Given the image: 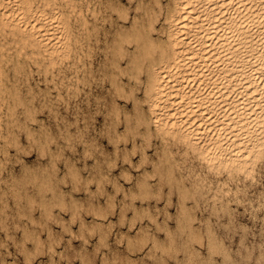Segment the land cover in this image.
Returning <instances> with one entry per match:
<instances>
[{
    "label": "rangeland",
    "instance_id": "1",
    "mask_svg": "<svg viewBox=\"0 0 264 264\" xmlns=\"http://www.w3.org/2000/svg\"><path fill=\"white\" fill-rule=\"evenodd\" d=\"M58 1L61 2L62 4H64L63 5L64 11L70 12V21L73 19L71 21V23H72L71 29L72 30L77 29L76 30L77 32L75 31V33L78 34L79 37L82 36V37H80V39L82 40L83 44L85 45V47H84V45H83V47L84 48L87 47V48L83 49L84 51L82 50L83 52L86 51L85 53H83L82 51L80 52L81 59L78 62H76L75 64L72 63L73 53H71L68 57L57 58V60L54 62V65L52 64V66H49V67H47L48 64H46L45 66L43 64H41L40 66L36 67V65L33 62H30V61L26 62L25 61V65H24L25 68L23 69L24 71L20 70L19 73L17 71L16 72L9 71V76H8V82L9 83L7 82L8 84L6 85L7 86V93L9 92V94H7L9 98L7 100V105H5L6 107L4 106L3 110H1V116H2V119H4L2 121L4 124L3 126H5L3 128H6V125H7V122L5 120L6 115H4L5 114L4 109H5V111H7L8 109L9 110L14 109V111H11V113L13 112L12 115L13 116L15 115L19 120L17 121L16 119H14L16 117L14 116V118H13V116H12V119H14V120H11V122H12L11 123L12 129H11V133H10L11 135L9 134V136H5V138L8 137V138H6V139H8L7 145H6V142L3 141L5 138L3 136L0 137L1 138L0 139V165H1L0 168L2 169V170L0 169L1 170L0 171V218H1V220L0 221L2 222V220H3V222H5V223L0 222V224H1L0 225V256L2 257L0 259V264L1 263L2 264H11V262H12V264H25L24 261H28L29 264H40V262H41V264H68V262H69V264H158L159 262H160V264H183V263L184 264H190V263H193V264H201V263L202 264H210L212 260H213L212 261L213 263H211V264H215V262H216V264H220V263L221 264H264V203H263L264 202V198H263L264 197V190H263L264 185H262V184H264V164H263L264 160L261 161V159H264V146H263V149L261 150L262 152L260 153V155L258 157L259 159L257 158V160H255V162L253 164L254 166L251 168V172L249 174H246L245 172L240 171L241 173L237 172V174H236L234 172L232 173V172L228 171V168L226 167V169H225V166H222V165H218V166H214V167L208 166V164H206L205 161L201 159V157H199L197 154L193 153L190 149L188 150V149L184 148L182 143H181L182 146L180 143L178 144V142L175 141L171 136H165V137L160 138V136L157 135L156 130L152 124H150V126L153 128V130L150 126H149V129L144 128L145 125L142 122H140V120L142 119L140 116H142V114L144 116V113H145V115L148 116V112L146 110V100H145V95H144L145 93H143L144 88H145V82H143L144 81V75L140 74V75H138L139 78H138V76L134 78V79L137 78V80L133 79V81H132L131 80L132 78L130 79V77H131L130 72H128V69H125L126 71L124 70V73L126 72V74L124 75L122 73L123 70L121 72H118V73L116 72V74L114 76L115 77L119 76L120 78L116 77V79H115V77L111 74V72H109V70L111 71V68L110 67L108 68V66H110L108 58L107 59L105 58V53L108 52V46L107 45H109L114 40V38H116V37L118 38L121 35L124 36V34L126 32L128 33L129 32L128 29H130V31L132 30L130 28L129 22L127 20H124L123 18L118 17L117 12L114 11L115 7H118L121 10L125 9L124 11L126 12V14H128L129 17H131L134 15V12L136 11L135 7H133L134 6L133 4H136L137 1H139V0H133V1L132 0H115L116 4L114 3V0H103L104 3L102 2V0H99V1L98 0H82L83 2H81V0H72L74 2V4L76 5V10L81 8L82 11H84V16L87 17L86 19L89 20L88 23H89V28H90L91 34L89 33L88 36H90L89 37L90 39H88L87 35H83L81 33V29L78 28L79 27V24H78L79 20H77L78 19L77 17H79L78 13H76V11H74L71 8V6H65L64 0H58ZM160 1H161L162 5H163V3L165 5L166 0H160ZM126 2H127V4H126ZM145 2L146 3L148 2L147 3L148 6L150 5V8L152 9V10L150 9V13L152 15L154 13L155 14L157 13L159 15L158 16L156 14L158 16V18H157V16L154 17L155 19L157 18L158 22H157V20H155L153 18V25H154L155 29L152 31V34L154 36V39H156V37H157V39L160 41L164 37L162 27L160 26L162 23V16L160 15L161 12L159 11V9H157V6H155L154 0H146ZM88 3L91 6L90 10L94 9L93 12L95 11V13H96L95 16L98 17V19L96 20L97 23L93 22V18L95 16L92 15L93 14L92 11H90V10L88 11L86 8ZM99 4H100V6H99ZM103 4H105V5H103ZM111 5H112V7H111ZM120 6L124 7V8H121ZM99 8H100V13H98ZM153 9L155 11H153ZM76 14H77V16H76ZM111 15H113V16L111 17L112 20L110 21L109 16H111ZM114 16H115V19H114ZM99 18H102V19H99ZM120 21L121 22L123 21V22L121 23ZM91 22H92L93 26L91 25ZM109 23H111V24H109ZM96 24L98 27L96 26ZM102 24H103V26H102ZM91 27L93 28V30ZM115 28H117V29H115ZM156 28H157V30H156ZM122 31L124 32V34ZM100 32H101V34H100ZM113 32L115 33V36H112ZM117 32H119V33H117ZM157 32L160 35H158ZM116 33H117V35H116ZM120 33H121V35H120ZM80 34H82V35H80ZM94 34L97 36H95ZM83 36H85V37H83ZM158 36H161V37L158 38ZM105 41H106V44H105ZM89 43H91L93 47H91V45ZM97 45H98V47H97ZM94 48H96V49H94ZM103 48H105V49H103ZM88 49L90 51L92 49H94V50H92L90 52ZM102 50H103V52H102ZM89 54H90V56H89ZM83 56H84V58L85 57L86 58L83 59ZM87 56H88V58L89 57L90 58L88 59ZM101 58L105 59L104 62L102 61L103 59H101ZM81 60H83V61H81ZM122 60L119 61L121 64H123L125 62V59H122ZM88 61H89V63H88ZM29 63H30V65H28ZM80 63H82V64H80ZM85 64H87V65H85ZM99 64H102V65H99ZM101 66L103 68L100 69ZM81 67H83L84 69ZM124 67H125V65H124ZM28 68H30V69H28ZM54 68H56V69H54ZM72 69L75 70V72ZM29 70H30V72H29ZM65 70L67 71V73H64ZM84 70L86 71V73L83 72ZM33 71H34V73H33ZM69 71H71L70 74H69ZM77 71H78V74L80 76H78ZM80 71H82L81 72L82 74L80 73ZM94 71H95V73H94ZM21 73H23V74H21ZM84 73H85V75H84ZM127 73H128V75H127ZM43 74H44V76H43ZM59 74L62 75L61 78H60ZM63 74L66 76L67 79L65 78V76ZM21 75H24L25 77L21 78ZM27 75H28V77H26ZM30 75H33V76H30ZM81 75H83L82 79H81ZM108 75H109V77H108ZM15 76H16L17 80L15 79ZM17 76H19V77H17ZM91 76H93V77H91ZM13 77H14V79H12ZM53 77H54V79H53ZM112 77H114V78L112 79ZM39 78H41V79H39ZM47 78H49V79L47 80ZM128 78L130 80H128ZM9 79H12V80H9ZM18 79H19V81H18ZM44 79L47 82L44 81ZM85 79H87V80H85ZM110 79L111 80L115 79L114 84H116L117 86H114V84H112L113 82L112 83L110 82L111 81ZM22 80H23V82H22ZM38 80H39V82H38ZM42 80H43V82H42ZM57 80H58V82H57ZM62 80H64V81L62 82ZM66 80H67V83H65ZM75 80L78 84H76ZM36 81H37V83H35ZM51 81H52V83H51ZM79 81H80V83H82V81L83 82L85 81V82L80 84ZM86 81L87 82L89 81L90 83L88 82L89 83L88 84ZM136 81H138V82H136ZM140 81H142V82L139 83ZM44 82H46V85ZM48 82H50V83H48ZM71 82H74V83H72L73 85H71ZM15 83H16V85H15ZM55 83H57V87H56ZM69 83H70V85H69ZM127 83H128V85L130 83V85L128 86ZM35 84H37V85L39 84V85L37 86ZM142 85H143V87H141ZM118 86H119V88H121L124 91L123 94H121L122 90L119 89ZM123 86L125 87V89ZM37 87L40 89L42 87V91L45 89L44 90L45 92L40 91V89L38 90ZM49 87L51 89V90H49L50 92L48 91ZM103 87H105V89ZM115 87H117L119 90L116 89ZM129 87H131V89ZM26 88H28V89H26ZM54 88H56L57 90ZM98 88L100 91L98 90ZM108 88H109V90H108ZM132 88L134 89V91H131V90H133ZM136 88H138L137 89L138 91L135 90ZM74 89H76V90H74ZM139 89H140V91H139ZM28 90L29 91L32 90V91L29 92ZM54 90H56L57 93ZM81 90H83V91H81ZM14 92H17V93L14 94ZM25 92H27V94ZM65 92L66 93L70 92V94L69 93L66 94ZM74 92H77V93L74 94ZM19 93L21 94V96H19L20 95ZM29 93H30V95H28ZM71 93L73 96L71 95ZM94 93L96 94V96H94L95 95ZM17 94H19V95H17ZM34 94H36V95H34ZM48 94H49L50 98H49ZM76 94H77V97H74V96H76ZM125 94H127V95H125ZM24 95H25V98L27 97L29 99V101L27 98L26 99L24 98ZM98 95L101 96V100H100V96L98 97ZM10 96L12 97V99ZM15 96H19L18 99L21 98L19 102ZM31 96H33L34 98H32ZM128 96H129V98H128ZM135 96H137V99L135 98ZM68 97H70V98H68ZM86 97H88V99ZM121 97H123V98H121ZM13 98H15V99H13ZM22 99L27 100V101L25 103L24 102L22 103ZM49 99L51 100V102L49 101ZM63 99H67V100H63ZM132 99L135 100V102H133ZM32 100H34V101L30 102ZM45 101H47V103ZM64 101L65 102L69 101V102L68 103L66 102V104H65ZM136 101H138V102L135 105ZM10 102H12V103H10ZM28 102H30L31 104H29ZM97 102L99 103L98 105H97ZM102 102H104V106L102 105ZM19 103H20V105H19ZM142 103H144V104H142ZM22 104L24 106L26 104L27 105L24 108V106ZM28 104L31 106H29ZM67 104H68V106H67ZM76 104H78V105H76ZM114 104H116V105H114ZM13 105H16V106L14 107ZM32 106H33V109H32ZM79 106L82 107V109ZM114 107L118 108L116 110L117 114L118 115L120 114L119 117H117L118 119L115 117L118 115L115 114L116 111H115ZM29 108L32 109V112ZM34 108L36 111L34 110ZM64 108L66 109V111ZM54 109H55V111H54ZM79 109H81V110H79ZM15 110H17V111H15ZM48 110L49 111L52 110V111L49 112ZM142 110H143V112H142ZM84 111H86V112L84 113ZM17 112H19V115L17 114ZM54 112H56V113H54ZM58 112H60L61 115ZM29 113H30V115L32 113V115L31 116L28 115ZM70 113H72V114H70ZM75 113H77L79 116L77 114L75 115ZM124 114L125 115L127 114V116H125ZM132 114H133V116H132ZM24 115L27 117V119ZM33 115H35V116H33ZM72 115H74V116H72ZM55 116H56V119H55ZM33 118H34V120H32ZM136 118L139 120L138 121L139 123H137ZM36 119H37V121H36ZM112 119H113V121H112ZM122 119H124V120H122ZM126 119H127V121H126ZM105 120H107V122ZM110 120H111V122H110ZM114 120H115L116 124L113 123ZM21 121H22V124L24 127L22 126ZM61 121H63V122L61 123ZM78 122H80V123H78ZM135 123H137V124H135ZM133 125H134V127H133ZM107 126H109V128ZM21 127L24 129H22ZM39 127H41V128H39ZM106 128H107V130H106ZM26 129L28 131H26ZM64 129L68 130V131L63 132ZM109 129L110 130L112 129V130L110 131ZM130 129H133V130H130ZM150 129H151V131H150ZM116 130L118 132L117 135H116ZM146 130H148L150 132H148ZM24 131H25V133H24ZM131 131L133 132V134L136 133L138 135H136V134L132 135ZM140 131H143V132H140ZM152 131H153V133H152ZM5 132H6V130H5ZM20 132H22V133H20ZM68 133H69V135H68ZM128 133H129V135H128ZM147 134H149L148 135L149 137L146 136ZM50 135L51 136L55 135V136H53V138H50L51 137ZM153 135H154V137H153ZM12 136H14V138ZM22 136H23V138H22ZM27 136L29 139L27 138ZM57 136H59V137L57 138ZM125 136L128 138L126 139ZM132 136H134L135 138ZM63 137H65V138H63ZM146 137L148 138V141H150L149 142L150 147L147 145L148 142H147ZM118 138L120 140H118ZM150 138H151V140H150ZM16 139H17V141H20L21 144H18L16 142ZM38 139H39L40 144L38 142ZM63 139H65L66 141H64ZM122 139L125 140L126 143ZM154 139H155V143H154ZM169 139H170V141H169ZM10 140L12 142H9ZM28 140H30V141L28 142ZM44 140L45 141L47 140V143L49 140L50 141L47 144L46 142H44ZM127 140H128V143H127ZM163 140L166 143L165 145H164ZM51 141H53L56 144H54ZM112 141L114 142V145H113ZM174 141L176 142L177 145L175 144ZM115 142H118L119 144L115 143ZM16 143H17V145H16ZM30 143H31V145H30ZM44 143H45V145H44ZM139 143H140V146H139ZM142 143H143V145H142ZM60 144H61V146H60ZM115 144H117V147ZM132 144H134V145H132ZM167 144L169 145V147ZM19 145L21 146L22 150L20 149ZM55 145H57V147H56L57 149L54 148ZM63 146H65V147H63ZM132 146H134V147H132ZM143 146H144V148H143ZM48 147L51 150H53V152H51V150ZM113 147H115V148H113ZM156 147H157V149L159 147L161 149L159 148L158 149L159 151H158L156 149ZM162 147H163V149H162ZM6 148H8V149H6ZM38 148H42V149H38ZM133 148H135V149H133ZM36 149H38V150L35 151ZM44 149H45V152L43 151ZM114 149H116L117 151H115ZM143 149H144V151H143ZM7 150H8V152H7ZM39 150L41 152H39ZM60 150L62 151V153ZM156 150L158 151V153ZM176 150L181 154L179 155ZM166 151H167V153H166ZM5 152L7 154L9 153L8 156L5 154ZM54 152H55V154H54ZM187 152L189 154H187ZM116 153L118 154V156ZM135 153H137V154H135ZM141 153L143 155L146 154L145 157H143V155ZM39 154H41V156ZM167 154L168 155L170 154V156H167ZM194 154H195V156H194ZM12 155H14V156L12 157ZM56 155H57V157H56ZM138 155L139 156L142 155V156H140L141 158ZM165 155L168 158L165 157ZM42 156H44V157L42 158ZM59 156L60 157L62 156V157L60 158ZM196 156H197V159H195ZM1 157H2V160H1ZM20 157H22V158H20ZM49 157L50 158L52 157L51 160ZM67 157L69 158V160H67L68 159ZM9 158H11V159H9ZM143 158L145 160H142ZM160 158L162 160L161 162L159 161ZM173 158L174 159L179 158L180 161L174 160ZM9 160L11 162H9ZM22 160H24V161H22ZM164 160H165V162H164ZM171 160H172V162H171ZM192 160H193V162H192ZM21 161H22V163H21ZM127 161L129 162L130 165L128 164ZM156 161L158 162V165H157ZM3 162H5V164H7V165H5ZM114 162L116 165H114ZM152 162H154V163H152ZM203 163L206 166H204ZM260 164H261V167H260ZM189 165H190V167H189ZM3 166H6V167L3 168ZM124 166H126V167H124ZM159 166H161L162 169H160L161 167H159ZM171 166H173L174 169ZM122 167L125 169V171H122L123 170ZM166 167H169L170 173L173 172L174 176L172 175V173L169 174V172L167 174L166 170L168 168H166ZM257 168L260 170H258ZM198 169L200 170L199 173L202 176L200 174H199L200 176L197 174ZM159 170H160V173H158ZM212 170L215 172V174L212 173L213 172ZM124 172H126L125 175H123ZM143 172L145 173V175ZM165 172H166V174H165ZM205 173H207V174L205 175ZM211 173L213 175H211ZM148 174L150 176H153V177L148 178V176H149ZM155 174L156 175L159 174V176L158 175L156 176ZM168 175H170V176H168ZM220 175H221V177H220ZM127 176H128V180H127ZM145 176H147V177H145ZM184 176L186 178H184ZM197 176H199V177H197ZM203 176H205V179L207 178L206 181H205V179H203L204 178ZM233 176L235 178H233ZM238 176H239L240 181L238 179ZM180 177H181L182 182H180L181 181ZM212 177L214 179L217 177V179L214 180ZM241 177H242V179H241ZM256 177H258V178H256ZM228 178H231V179H228ZM163 179H164V181H163ZM187 179H188V181H187ZM201 179L205 183L204 184L205 186L203 185V182L201 181ZM145 180H146V182H145ZM173 180H174V182H173ZM177 180L178 181L180 180L179 181L180 183H178ZM252 180H253V182H252ZM257 180H259V181H257ZM114 181H115V183H114ZM159 181H161V182H159ZM199 181H201L198 184L202 188V191H201V188L198 185H196L197 182H199ZM209 181H211V182H209ZM254 181H256V182L254 183ZM169 182H172L173 184L172 183L170 184ZM175 182H177L178 185ZM243 182H245L246 184ZM151 183H153V184H151ZM210 183L212 184V186L209 185ZM163 184H165V185H163ZM216 184H218L219 186ZM231 184L234 188L232 186L229 187ZM141 185H143V186H141ZM157 185H160V187H158ZM170 185H171V189L169 188ZM182 185L184 186V188H185V186H187L185 188L187 190V192H188L189 187H190L189 188L190 192L193 190H195V191H193L191 193L189 192L188 195H186L187 193H183L184 188L182 189V187H183ZM247 185H249V186H247ZM147 186L150 188H147ZM210 186H211V189H213V190L210 189ZM114 187H116V188H114ZM220 187H222L223 189H221ZM145 188H147L148 192ZM178 188L179 189L181 188L182 190H179ZM226 188H230V189H226ZM231 188L234 190V192L230 191V193H229L228 190H231ZM115 189H118V190H115ZM155 189L157 191L158 190L159 191L156 193ZM238 189H239V191H242V192L240 193L238 191ZM243 189L244 190L246 189V190L244 191ZM58 190H60V191H58ZM142 190H143V192H142ZM178 190H179V192H178ZM207 190H209V191L211 190L210 192H213V193H210ZM139 191L142 193L141 195H140ZM180 191L183 194H185V196H187V197L189 196L188 198H190L192 196L190 198V200L188 199L186 201L187 197H183L184 195ZM214 191H217V192L215 193ZM166 192H167V195H166ZM245 192L247 195L244 194ZM143 193H146V194H143ZM147 193H150L152 195L147 194ZM227 193H229L230 196ZM235 193H236V195H235ZM219 194H220V196H218ZM221 194H223V195H221ZM179 195L181 196V198ZM239 195H240V197H237ZM262 195H263V197H262ZM193 196L195 197V199ZM209 196H210V198H209ZM222 196H223V198H222ZM182 197H183V199H182ZM207 197L209 199H206ZM234 198H235V200L233 201ZM241 198H242V200H241ZM236 199L239 203L236 201ZM209 200H211V201H209ZM226 200L228 201V203H226L227 202ZM244 200H245V202H244ZM260 201L262 204L260 203ZM229 203H230V205H228ZM257 203H258V205H257ZM206 204L209 207L206 206ZM221 204L224 205L225 207L220 206ZM210 205H211V207H210ZM230 206H231V208H230ZM230 210H231V212H229ZM228 213H229V216H228ZM35 232H36V234H35ZM212 232L215 235L211 234ZM29 234H30V236L35 234V236L34 237L32 236V238H29ZM26 235L28 236V238L26 237ZM213 235L215 238L213 237ZM209 236H211L212 238H210ZM152 237L154 238V241H152V239H153ZM25 238H27V239H25ZM147 239H148V241H147ZM210 239L211 240L214 239L213 242H209V241H211ZM156 240L158 241L159 244H157ZM153 242L155 244L159 245L158 247L160 250L159 249L157 250L158 247H156V245ZM152 243L154 246L152 245ZM217 243H219L220 248L218 247V245L215 246ZM220 243H222L224 245H222V244L220 245ZM23 244L26 246H24ZM34 244L37 245L38 248L37 247L35 248ZM50 244L53 246L54 249L53 248L51 249ZM212 244H213V246H212ZM33 245H34V247H33ZM42 245H44L43 246L44 248L40 247ZM222 246H224L225 250ZM141 247H142V249H141ZM18 248H19V250H18ZM48 248H50V249H48ZM137 248H139V249H137ZM149 248L151 250L152 249L153 250L151 251ZM154 248L156 250H154ZM8 250H10V251H8ZM22 250H24V251L22 252ZM37 250H38V252H37ZM40 250H42L44 253L43 252L40 253ZM160 251L163 252L164 254L161 253ZM209 251H210V253H209ZM7 252H9V253H7ZM189 252H190V254H189ZM22 253H25V254L23 255ZM35 253L37 255H35ZM158 254L160 255V257H158ZM28 255H30V256L32 255V256L30 257ZM188 255H190V256L192 255L191 259H189L190 256H189V258L187 257ZM27 256L29 259L27 258ZM221 256H222V258H221ZM187 258H188V260H187ZM30 259H32L31 260L32 263H30ZM1 260L6 261V263L2 262ZM176 261H178L179 263H176ZM204 261H206V262L208 261V262L206 263ZM28 263L26 262V264H28Z\"/></svg>",
    "mask_w": 264,
    "mask_h": 264
},
{
    "label": "bare ground",
    "instance_id": "2",
    "mask_svg": "<svg viewBox=\"0 0 264 264\" xmlns=\"http://www.w3.org/2000/svg\"><path fill=\"white\" fill-rule=\"evenodd\" d=\"M65 6H71V8L78 13L76 19L79 20L78 24L83 35L90 33L89 20L84 16V11L81 8L76 10V5L72 0H64ZM99 1V0H98ZM133 1V0H132ZM131 1V2H132ZM146 0H139L136 4H133L136 9L134 15L129 17L124 10L115 7L114 11L117 12L119 18H123L129 22V26L132 29L129 32H123L124 36L120 35L118 38L107 45L108 52L105 53V58H108L109 65L111 68V74L114 76L116 72H121L123 74L125 69L130 72V79L133 81L135 77L140 74L144 75L145 82V100H146V110L148 116H140L142 122L146 129H149L150 124H152L156 130L158 136L165 137L171 136L178 144L182 143L183 147L190 149L193 153L201 157L208 166H218L222 165L228 168V171L234 172H245L249 174L251 168L254 166L255 160L259 157L261 150L264 146V0H166V3L162 5L160 0H154L155 6L161 12L162 23L161 27L163 30V38L159 41L152 34L155 29L153 25V18L157 15L150 13V5L148 6L145 2ZM81 2H83L81 0ZM86 2V1H85ZM103 2V0H102ZM111 2V1H110ZM119 2V1H118ZM104 3V2H103ZM115 3V0H114ZM122 3V2H121ZM91 4V3H90ZM101 4V3H100ZM99 4V6H100ZM108 4V3H107ZM116 4V3H115ZM119 4V3H118ZM127 4V2H126ZM63 5L58 0H0V137L9 136L12 129L11 120H19L12 115L14 109L7 110L4 112L6 115V128H3V120L1 116V110L7 105L8 95L7 84L9 71L20 72L25 67V61L33 62L36 67L46 64L47 67L54 65L57 58L68 57L73 53L72 63L75 64L81 59L80 52L84 48L80 36L75 33V29L72 28V23L70 21V12H66L63 9ZM81 5V4H80ZM105 5V4H103ZM124 5V4H123ZM78 6V5H77ZM86 6V5H85ZM93 6V5H92ZM125 6V5H124ZM130 6V5H129ZM80 7V6H79ZM96 7V6H95ZM112 7V5H111ZM121 7V6H120ZM132 7V8H133ZM153 7V6H152ZM84 8V7H83ZM87 10L89 11L91 6L87 5ZM94 8V7H93ZM124 8V7H121ZM127 9V8H126ZM94 10V9H93ZM92 11V15L95 16V11ZM106 10V9H105ZM129 10V9H128ZM131 10V9H130ZM152 10V9H151ZM97 11V10H96ZM103 11V10H102ZM127 11V10H126ZM153 11H155L153 9ZM128 12V11H127ZM159 12V13H160ZM91 13V12H90ZM100 13V8L99 12ZM110 13V12H109ZM132 13V12H131ZM87 14V13H86ZM163 14V15H162ZM102 15V14H101ZM77 16V14H76ZM107 16V15H106ZM105 16V17H106ZM113 15L109 16L110 21ZM159 16V15H158ZM157 16V18H158ZM108 18V17H107ZM157 18L155 20H157ZM92 19V18H91ZM98 17L93 18V22L97 23ZM102 19V18H99ZM115 19V16H114ZM104 20V19H103ZM160 20V19H159ZM105 21V20H104ZM107 21V20H106ZM121 22V21H120ZM123 22V21H122ZM121 22V23H122ZM158 22V20H157ZM76 23V22H75ZM106 23V22H105ZM115 23V22H114ZM120 23V24H121ZM160 23V22H159ZM77 24V25H78ZM104 24V23H103ZM102 24V26H103ZM111 24V23H109ZM118 24V23H117ZM119 24V25H120ZM76 25V24H75ZM91 25L93 26L92 22ZM116 25V24H115ZM97 26V24H96ZM95 26V27H96ZM100 26V25H99ZM101 26V27H102ZM112 26V25H111ZM123 26V25H122ZM98 27V26H97ZM114 27V26H113ZM117 27V26H116ZM121 27V26H120ZM77 28V27H76ZM92 28V27H91ZM104 28V27H103ZM125 28V27H124ZM110 29V28H109ZM108 29V30H109ZM117 29V28H115ZM114 29V30H115ZM93 30V28H92ZM95 30V29H94ZM98 30V29H97ZM102 30V29H101ZM105 30V29H104ZM103 30V31H104ZM157 30V28H156ZM159 30V29H158ZM107 31V30H106ZM110 31V30H109ZM118 31V30H117ZM120 31V30H119ZM77 32V31H76ZM92 32V31H91ZM94 32V31H93ZM97 32V31H96ZM111 32V31H110ZM115 32V31H114ZM113 32L112 36H115ZM160 32V31H159ZM95 33V32H94ZM106 33V32H105ZM119 33V32H117ZM116 33V35H117ZM80 34V35H82ZM91 34V33H90ZM96 34V33H95ZM94 34V35H95ZM101 34V32H100ZM107 34V33H106ZM105 34V35H106ZM109 34V33H108ZM158 34V32H157ZM162 34V33H161ZM119 35V34H118ZM156 35V34H155ZM160 35V34H158ZM97 36V35H95ZM94 36V37H95ZM103 36V35H102ZM85 37V36H83ZM90 36H88V39ZM100 37V36H99ZM161 36H158V38ZM96 38V37H95ZM103 39V38H102ZM101 39V40H102ZM111 39V38H110ZM87 40V39H86ZM88 41V40H87ZM95 41V40H94ZM98 41V40H97ZM104 41V40H103ZM85 42V41H84ZM89 42V41H88ZM99 42V41H98ZM158 43V44H157ZM92 46L91 43H89ZM102 44V43H101ZM106 44V41H105ZM112 44V45H111ZM84 45V47H83ZM94 45V44H93ZM111 45V46H110ZM88 46V45H87ZM102 46V45H101ZM104 46V45H103ZM89 47V46H88ZM98 47V45H97ZM105 47V46H104ZM100 48V47H99ZM98 48V49H99ZM96 49V48H94ZM92 49V50H94ZM105 49V48H103ZM89 50V49H88ZM91 50V51H92ZM100 50V49H99ZM84 51V50H83ZM82 51V52H83ZM90 51V50H89ZM90 51V52H91ZM98 51V50H97ZM107 51V50H106ZM86 52V51H85ZM83 52V53H85ZM103 52V50H102ZM105 52V51H104ZM95 54V53H94ZM90 56V54H89ZM94 57V56H93ZM92 57V58H93ZM100 57V56H99ZM56 58V59H55ZM86 58V57H85ZM83 56V59H85ZM88 58V56H87ZM90 58V57H89ZM88 58V59H89ZM98 59V58H97ZM103 59V58H101ZM125 59V64H121L119 61ZM60 60V59H59ZM66 60V59H65ZM105 59L102 61L104 62ZM71 61V60H70ZM83 61V60H81ZM85 61V60H84ZM98 61V60H97ZM101 61V62H102ZM123 61V60H122ZM60 62V61H59ZM67 62V61H66ZM99 62V61H98ZM89 63V61H88ZM96 63V62H95ZM94 63V64H95ZM70 64V63H69ZM82 64V63H80ZM92 64V63H91ZM93 64V65H94ZM30 65V63L28 64ZM67 65V64H66ZM87 65V64H85ZM96 65V64H95ZM94 65V66H95ZM98 65V64H97ZM102 65V64H99ZM106 65V64H105ZM125 65V67H124ZM79 66V65H78ZM91 66V65H90ZM107 66V65H106ZM32 67V66H31ZM30 67V68H31ZM60 67V66H59ZM68 67V66H67ZM74 67V66H73ZM27 68V67H26ZM28 68V69H30ZM83 68V67H81ZM88 68V67H87ZM98 68V67H97ZM103 68L102 66L100 69ZM41 69V68H40ZM56 69V68H54ZM60 69V68H59ZM65 69V68H64ZM71 69V68H70ZM74 69V68H73ZM72 69V70H73ZM79 69V68H78ZM84 69V68H83ZM106 69V68H105ZM33 70V69H32ZM68 70V69H67ZM87 70V69H86ZM90 70V69H89ZM24 71V70H23ZM27 71V70H26ZM36 71V70H35ZM42 71V70H41ZM46 71V70H45ZM61 71V70H60ZM66 71V70H65ZM64 73H67V71ZM75 72V70H73ZM79 71V70H78ZM77 71V74H78ZM98 71V70H97ZM126 71V70H125ZM28 72V71H27ZM30 72V70H29ZM32 72V71H31ZM54 72V71H53ZM71 71H69L70 74ZM73 72V73H74ZM82 71H80L81 73ZM83 72L86 73L84 70ZM100 72V71H99ZM13 73V72H12ZM26 73V72H25ZM34 73V71H33ZM32 73V74H33ZM43 73V72H42ZM60 73V72H59ZM72 73V74H73ZM84 73V75H85ZM95 73V71H94ZM103 73V72H102ZM23 74V73H21ZM54 74V73H53ZM58 74V73H57ZM56 74V75H57ZM75 74V73H74ZM82 74V73H81ZM92 74V73H91ZM99 74V73H98ZM19 75V74H18ZM64 75V74H63ZM67 75V74H66ZM87 75V74H86ZM89 75V74H88ZM110 75V74H109ZM108 75V77H109ZM128 75V73H127ZM12 76V75H11ZM10 76V77H11ZM33 76V75H30ZM40 76V75H39ZM42 76V75H41ZM44 76V74H43ZM54 76V75H53ZM60 78L62 75H60ZM65 76V75H64ZM69 76V75H68ZM78 76H80L78 74ZM81 75V79H82ZM103 76V75H102ZM123 76V75H122ZM19 77V76H17ZM25 77L21 75V78ZM28 77V75L26 76ZM47 77V76H46ZM57 77V76H56ZM55 77V78H56ZM72 77V76H71ZM75 77V76H74ZM85 77V76H84ZM93 77V76H91ZM115 77V76H114ZM112 77V79L114 78ZM119 77V76H116ZM115 77V79H116ZM32 78V77H31ZM36 78V77H35ZM66 78V76H65ZM70 78V77H69ZM86 78V77H85ZM111 78V77H110ZM120 78V77H119ZM139 78V76H138ZM14 79V77L12 78ZM9 79V80H12ZM16 79V76H15ZM30 79V78H29ZM41 79V78H39ZM46 79V78H45ZM44 79V81H46ZM49 78H47L48 80ZM51 79V78H50ZM54 79V77H53ZM67 79V78H66ZM114 79V80H115ZM128 78V80H130ZM17 80V79H16ZM15 80V81H16ZM25 80V79H24ZM28 80V79H27ZM31 80V79H30ZM70 80V79H69ZM72 80V79H71ZM77 80V79H76ZM75 80V82H76ZM84 80V79H83ZM87 80V79H85ZM89 80V79H88ZM101 80V79H100ZM111 80V79H110ZM114 80L110 82L114 84ZM134 80H137L134 79ZM19 81V79H18ZM17 81V82H18ZM32 81V80H31ZM64 80H62L63 82ZM102 81V80H101ZM127 81V80H126ZM8 82V83H7ZM11 82V81H10ZM14 82V81H13ZM23 82V80H22ZM27 82V81H26ZM39 82V80H38ZM43 82V80H42ZM47 82V81H46ZM46 82L45 85H46ZM58 82V80H57ZM85 82V81H84ZM82 81V83H84ZM87 82V81H86ZM89 82V81H88ZM87 82V83H88ZM100 82V81H99ZM109 82V83H110ZM120 82V81H119ZM138 82V81H136ZM140 81L139 83H141ZM25 83V82H24ZM37 83V81L35 82ZM43 83V84H44ZM50 83V82H48ZM52 83V81H51ZM61 83V82H60ZM59 83V84H60ZM67 83V80L66 82ZM71 82V85H73ZM80 83V81H79ZM80 83V84H82ZM90 83V82H89ZM88 83V84H89ZM104 83V82H103ZM19 84V83H18ZM17 84V85H18ZM56 87H57V83ZM76 84H78L76 82ZM86 84V83H85ZM98 84V83H97ZM134 84V83H133ZM138 84V83H137ZM16 85V83H15ZM30 85V84H29ZM28 85V86H29ZM37 85V84H35ZM39 85V84H38ZM37 85V86H38ZM62 85V84H61ZM70 85V83H69ZM110 85V84H109ZM125 85V84H124ZM128 85V83H127ZM130 85V83H129ZM128 85V86H129ZM141 85V84H140ZM60 86V85H59ZM77 86V85H76ZM95 86V85H94ZM98 86V85H97ZM111 86V85H110ZM114 86H117L114 84ZM122 86V85H121ZM120 86V87H121ZM40 87V86H39ZM51 87V86H50ZM50 87L48 91L51 90ZM53 87V86H52ZM71 87V86H70ZM73 87V86H72ZM79 87V86H78ZM86 87V86H85ZM124 87V86H123ZM143 87V85L141 86ZM14 88V87H13ZM38 88V87H37ZM61 88V87H60ZM82 88V87H81ZM90 88V87H89ZM105 89V87H103ZM116 89L118 88L115 87ZM131 89V87H129ZM12 89V88H11ZM15 89V88H14ZM28 89V88H26ZM30 89V88H29ZM32 89V88H31ZM40 88H38L39 90ZM44 89V88H43ZM56 89V88H54ZM66 89V88H65ZM77 89V88H76ZM74 89V90H76ZM83 89V88H82ZM93 89V88H92ZM121 89V88H119ZM118 89V90H119ZM125 89V87H124ZM129 89V90H130ZM133 89V88H132ZM136 88L135 90H137ZM143 89V88H142ZM22 90V89H21ZM20 90V91H21ZM45 90V89H44ZM42 91V87L40 91ZM47 90V89H46ZM57 90V89H56ZM56 90H54L56 92ZM59 90V89H58ZM87 90V89H86ZM99 90V88H98ZM109 90V88H108ZM115 90V89H114ZM122 90V89H121ZM120 90V91H121ZM25 91V90H24ZM29 91V90H28ZM27 91V92H28ZM32 91V90H31ZM29 91V92H31ZM47 91V92H48ZM53 91V90H52ZM83 91V90H81ZM80 91V92H81ZM100 91V90H99ZM131 91H134L131 90ZM130 91V92H131ZM138 91V90H137ZM140 91V89H139ZM19 92V91H18ZM27 92H25L27 94ZM50 92V91H49ZM48 92V93H49ZM64 92V91H63ZM73 92V91H72ZM88 92V91H87ZM92 92V91H91ZM95 92V91H94ZM123 90L121 94H123ZM129 92V91H128ZM13 93V92H12ZM17 92H14V94ZM24 93V94H25ZM35 93V92H34ZM54 93V92H53ZM57 93V92H56ZM66 93V92H65ZM64 93V94H65ZM70 94V92H67ZM66 93V94H67ZM77 92H74V94ZM79 93V92H78ZM85 93V92H84ZM133 93V92H132ZM20 94V93H19ZM17 94V95H19ZM45 94V93H44ZM63 94V93H62ZM86 94V93H85ZM93 94V93H92ZM95 94V93H94ZM141 94V93H140ZM11 95V94H10ZM30 95V93L28 94ZM33 95V94H32ZM36 95V94H34ZM72 95V93H71ZM70 95V96H71ZM105 95V94H104ZM127 95V94H125ZM131 95V94H130ZM129 95V96H130ZM133 95V94H132ZM14 96V95H13ZM21 96V94L19 95ZM19 96H15L18 100ZM41 96V95H40ZM49 96V94H48ZM54 96V95H53ZM66 96V95H65ZM64 96V97H65ZM73 96V95H72ZM79 96V95H78ZM96 96V94L94 95ZM93 96V97H94ZM100 95H98L99 97ZM120 96V95H119ZM124 96V95H123ZM128 96V98H129ZM140 96V95H139ZM11 97V96H10ZM34 98L33 96H31ZM37 97V96H36ZM77 97V94L76 96ZM85 97V96H84ZM111 97V96H110ZM127 97V96H126ZM23 98V97H22ZM25 98V95H24ZM27 98V97H26ZM25 98V99H26ZM47 98V97H46ZM50 98V96H49ZM57 98V97H56ZM70 98V97H68ZM72 98V97H71ZM88 99V97H86ZM113 98V97H112ZM123 98V97H121ZM125 98V97H124ZM127 98V99H128ZM137 99V96H135ZM12 99V97H11ZM15 99V98H13ZM28 99V98H27ZM39 99V98H38ZM45 99V98H44ZM53 99V98H52ZM74 99V98H73ZM76 99V98H75ZM86 99V100H87ZM93 99V98H92ZM141 99V98H140ZM10 100V99H9ZM16 100V101H17ZM67 100V99H63ZM62 100V101H63ZM69 100V99H68ZM71 100V99H70ZM79 100V99H78ZM85 100V99H84ZM101 100V96H100ZM110 100V99H109ZM13 101V100H12ZM27 100L22 99V103ZM29 101V99H28ZM34 100L30 101L33 102ZM44 101V100H43ZM42 101V102H43ZM51 102V100L49 99ZM80 101V100H79ZM93 101V100H92ZM99 101V100H98ZM126 101V100H125ZM133 102L135 100L132 99ZM28 102L29 104H31ZM47 103V101H45ZM65 102V101H64ZM67 102V101H66ZM65 102V104H66ZM69 102V101H68ZM67 102V103H68ZM83 102V101H82ZM119 102V101H118ZM121 102V101H120ZM129 102V101H128ZM138 101H136L135 105ZM12 103V102H10ZM15 103V102H14ZM17 103V102H16ZM125 103V102H124ZM28 104V105H29ZM81 104V103H80ZM79 104V105H80ZM99 103L97 102V105ZM119 104V103H118ZM121 104V103H120ZM133 104V103H132ZM144 104V103H142ZM20 105V103H19ZM23 105V104H22ZM27 105V104H26ZM24 106V108L26 107ZM74 105V104H73ZM78 105V104H76ZM96 105V104H95ZM104 106V102H102ZM116 105V104H114ZM113 105V106H114ZM14 107L16 105H13ZM31 106V105H29ZM68 106V104H67ZM85 106V105H84ZM131 106V105H130ZM141 106V105H140ZM6 107V106H5ZM12 107V106H11ZM80 107V106H79ZM123 107V106H122ZM121 107V108H122ZM133 107V106H132ZM23 108V107H22ZM66 108V107H65ZM64 108V109H65ZM71 108V107H70ZM82 109V107H80ZM91 108V107H90ZM115 111L118 109L116 107ZM120 108V109H121ZM11 109V108H10ZM21 109V108H20ZM28 109V108H27ZM30 109V108H29ZM33 109V106H32ZM32 109L31 112H32ZM51 109V108H50ZM68 109V108H67ZM72 109V108H71ZM75 109V108H74ZM79 109V110H81ZM86 109V108H85ZM84 109V110H85ZM119 109V110H120ZM124 109V108H123ZM129 109V108H128ZM127 109V110H128ZM137 109V108H136ZM135 109V110H136ZM140 109V108H139ZM19 110V109H18ZM35 110V108H34ZM73 110V109H72ZM96 110V109H95ZM125 110V109H124ZM17 111V110H15ZM36 111V110H35ZM49 111V110H48ZM50 110L49 112H51ZM55 111V109H54ZM66 111V109H65ZM77 111V110H76ZM75 111V112H76ZM68 112V111H67ZM86 111H84L85 113ZM96 112V111H95ZM101 112V111H100ZM105 112V111H104ZM107 112V111H106ZM110 112V111H109ZM112 112V111H111ZM123 112V111H122ZM128 112V111H127ZM138 112V111H137ZM143 112V110H142ZM141 112V113H142ZM28 113V112H27ZM53 113V112H52ZM56 113V112H54ZM60 114V112H58ZM57 113V114H58ZM115 113V112H114ZM132 113V112H131ZM134 113V112H133ZM140 113V114H141ZM19 115V112H17ZM24 114V113H23ZM22 114V115H23ZM35 114V113H34ZM68 114V113H67ZM72 114V113H70ZM77 113H75L76 115ZM107 114V113H106ZM117 114V111L115 113ZM128 114V113H127ZM127 114L125 116H127ZM135 114V113H134ZM30 115V113L28 114ZM32 115V113H31ZM30 115V116H31ZM61 115V114H60ZM78 115V114H77ZM87 115V114H86ZM103 115V114H102ZM120 115V114H119ZM115 116L116 118L119 117ZM130 115V114H129ZM12 116L14 119H12ZM25 116V115H24ZM35 116V115H33ZM58 116V115H57ZM74 116V115H72ZM79 116V115H78ZM108 116V115H107ZM133 116V114H132ZM135 116V115H134ZM26 117V116H25ZM137 117V116H136ZM145 117V118H144ZM32 118V117H31ZM83 118V117H82ZM110 118V117H109ZM138 118V117H137ZM137 123H139L138 119ZM27 119V117H26ZM25 119V120H26ZM56 119V116H55ZM61 119V118H60ZM118 119V118H117ZM140 119V118H139ZM34 120V118L32 119ZM63 120V119H62ZM124 120V119H122ZM129 120V119H128ZM135 120V121H136ZM23 121V120H22ZM21 121V124H22ZM37 121V119H36ZM60 121V120H59ZM107 122V120H105ZM113 121V119H112ZM120 121V120H119ZM127 121V119H126ZM63 121H61L62 123ZM109 122V121H108ZM111 122V120H110ZM109 122V123H110ZM65 123V122H64ZM68 123V122H67ZM80 123V122H78ZM85 123V122H84ZM115 123V120L114 122ZM125 123V122H124ZM132 123V122H131ZM135 123V124H137ZM15 124V123H14ZM20 124V125H21ZM35 124V123H34ZM43 124V123H42ZM60 124V123H59ZM58 124V125H59ZM107 124V123H106ZM116 124V123H115ZM32 125V124H31ZM64 125V124H63ZM118 125V124H117ZM120 125V124H119ZM129 125V124H128ZM127 125V126H128ZM23 126V124H22ZM57 126V125H56ZM61 126V125H60ZM24 127V126H23ZM58 127V126H57ZM109 128V126H107ZM134 127V125H133ZM151 127V126H150ZM22 128V127H21ZM34 128V127H33ZM41 128V127H39ZM152 128V127H151ZM14 129V128H13ZM24 129V128H22ZM21 129V130H22ZM59 129V128H58ZM118 129V128H117ZM134 129V128H133ZM130 129V130H133ZM142 129V128H141ZM6 130V132H5ZM60 130V129H59ZM70 130V129H69ZM107 130V128H106ZM110 130V129H109ZM112 130V129H111ZM110 130V131H111ZM135 130V129H134ZM138 130V129H137ZM144 130V129H143ZM153 130V128H152ZM26 131H28L26 129ZM63 131V130H62ZM67 132L65 130L63 132ZM139 131V130H138ZM148 131V130H146ZM151 131V129H150ZM148 131V132H150ZM106 132V131H105ZM132 132V131H131ZM143 132V131H140ZM16 133V132H15ZM22 133V132H20ZM25 133V131H24ZM34 133V132H33ZM32 133V134H33ZM70 133V132H69ZM68 133V135H69ZM116 130V135H117ZM123 133V132H122ZM126 133V132H125ZM153 133V131H152ZM66 134V133H65ZM109 134V133H108ZM112 134V133H111ZM132 135L133 132L131 133ZM11 135V134H10ZM13 135V134H12ZM15 135V134H14ZM18 135V134H17ZM16 135V136H17ZM113 135V134H112ZM121 135V134H120ZM129 135V133H128ZM138 135V134H136ZM147 134L146 136H148ZM151 135V134H150ZM156 135V136H157ZM15 136V137H16ZM51 136V135H50ZM49 136V137H50ZM55 136V135H53ZM51 136L50 138H53ZM109 136V135H108ZM114 136V135H113ZM119 136V135H118ZM127 136V135H126ZM125 138L127 139L128 137ZM152 136V135H151ZM14 138V136H12ZM18 137V136H17ZM34 137V136H33ZM59 136H57L58 138ZM71 137V136H70ZM110 137V136H109ZM134 137V136H132ZM143 137V136H142ZM146 137V138H147ZM154 137V135H153ZM8 138V137H6ZM3 141L8 144V139ZM10 138V137H9ZM23 138V136H22ZM28 138V136H27ZM43 138V137H42ZM65 138V137H63ZM72 138V137H71ZM120 138V137H119ZM118 138V140H120ZM123 138V137H122ZM135 138V137H134ZM156 138V137H155ZM171 138V139H172ZM1 139V138H0ZM11 139V138H10ZM19 139V138H18ZM29 139V138H28ZM33 139V138H32ZM67 139V138H66ZM117 139V138H116ZM145 139V138H144ZM159 139V138H158ZM168 139V138H167ZM12 140V139H11ZM9 142H12V141ZM34 140V139H33ZM32 140V141H33ZM54 140V139H53ZM66 141L65 139H63ZM113 140V139H112ZM115 140V139H114ZM123 140V139H122ZM132 140V139H131ZM135 140V139H134ZM151 140V138H150ZM2 141V142H3ZM15 141V140H14ZM30 140H28L29 142ZM35 141V140H34ZM33 141V142H34ZM41 141V140H40ZM50 141V140H49ZM48 141V143H49ZM57 141V140H56ZM68 141V140H67ZM111 141V140H110ZM125 141V140H123ZM162 141V140H161ZM170 141V139H169ZM174 141V142H175ZM16 142L21 144L20 141ZM36 142V141H35ZM39 142V139H38ZM44 142L47 143V140ZM53 142V141H51ZM113 142V141H112ZM120 142V141H119ZM138 142V141H137ZM148 146L149 142L147 138ZM164 142V140H163ZM16 143V145H17ZM23 143V142H22ZM47 143V144H48ZM54 143V142H53ZM63 143V142H62ZM69 143V142H68ZM118 143V142H115ZM126 143V141H125ZM128 143V140H127ZM155 143V139H154ZM162 143V142H161ZM173 143V142H172ZM2 144V143H1ZM37 144V143H36ZM40 144V142H39ZM46 144V145H47ZM56 144V143H54ZM59 144V143H58ZM65 144V143H64ZM119 144V143H118ZM166 143L164 142V145ZM171 144V143H170ZM174 144V143H173ZM176 144V142H175ZM181 144V146H182ZM12 145V144H11ZM31 145V143H30ZM43 145V144H42ZM45 145V143H44ZM68 145V144H67ZM114 145V142H113ZM117 147V144H115ZM134 145V144H132ZM143 145V143H142ZM146 145V146H147ZM163 145V146H164ZM168 145V144H167ZM177 145V144H176ZM20 146V145H19ZM36 146V145H35ZM61 146V144H60ZM127 146V145H126ZM140 146V143H139ZM155 146V145H154ZM13 147V146H12ZM15 147V146H14ZM47 147V146H46ZM55 145L54 148H56ZM65 147V146H63ZM134 147V146H132ZM142 147V146H141ZM169 147V145H168ZM49 148V147H48ZM52 148V147H51ZM61 148V147H60ZM115 148V147H113ZM144 148V146H143ZM160 148V147H159ZM158 148V149H159ZM179 148V147H178ZM8 149V148H6ZM14 149V148H13ZM17 149V148H16ZM21 149V146H20ZM42 149V148H38ZM36 149L35 151H37ZM47 149V148H46ZM50 149V148H49ZM48 149V150H49ZM57 149V148H56ZM119 149V148H118ZM121 149V148H120ZM130 149V148H129ZM132 149V148H131ZM135 149V148H133ZM137 149V148H136ZM157 149V147H156ZM157 149V150H158ZM161 149V148H160ZM163 149V147H162ZM168 149V148H167ZM170 149V148H169ZM15 150V149H14ZM22 150V149H21ZM51 150V149H50ZM55 150V149H54ZM117 151L116 149H114ZM126 150V149H125ZM153 150V149H152ZM156 150V151H157ZM171 150V149H170ZM175 150V149H174ZM185 150V149H184ZM25 151V150H24ZM45 152V149L43 150ZM42 151V152H43ZM47 151V150H46ZM56 151V150H55ZM61 151V150H60ZM132 151V150H131ZM140 151V150H139ZM144 151V149H143ZM142 151V152H143ZM159 151V150H158ZM157 151V153H158ZM168 151V150H167ZM166 151V153H167ZM173 151V150H172ZM177 151V150H176ZM175 151V152H176ZM8 152V150H7ZM39 152H41L39 150ZM53 152V150H51ZM50 152V153H51ZM64 152V151H63ZM112 152V151H111ZM127 152V151H126ZM133 152V151H132ZM131 152V153H132ZM162 152V151H161ZM164 152V151H163ZM171 152V151H170ZM174 152V151H173ZM178 152V151H177ZM183 152V151H182ZM15 153V152H14ZM49 153V154H50ZM62 153V151H61ZM8 156V154L5 152ZM43 154V153H42ZM48 154V155H49ZM52 154V153H51ZM55 154V152H54ZM117 154V153H116ZM115 154V155H116ZM137 154V153H135ZM142 154V153H141ZM155 154V153H154ZM165 154V153H164ZM177 154V153H176ZM180 155L181 153L178 152ZM187 154H189L187 152ZM194 154V156H195ZM5 155V156H6ZM17 155V154H16ZM19 155V154H18ZM41 156V154H39ZM38 155V156H39ZM44 155V154H43ZM59 155V154H58ZM63 155V154H62ZM123 155V154H122ZM128 155V154H127ZM143 155V154H142ZM140 155V156H142ZM146 154L143 155L145 157ZM149 155V154H148ZM163 155V154H162ZM185 155V154H184ZM191 155V154H190ZM14 155H12L13 157ZM22 156V155H21ZM51 156V155H50ZM118 156V154H117ZM130 156V155H129ZM139 156V155H138ZM139 156V157H140ZM153 156V155H152ZM167 156H170V154ZM165 155V157H167ZM4 157V156H3ZM10 157V156H9ZM44 156H42L43 158ZM57 157V155H56ZM60 157V156H59ZM62 157V156H61ZM60 157V158H61ZM121 157V156H120ZM124 157V156H123ZM127 157V156H126ZM188 157V156H187ZM22 158V157H20ZM50 158V157H49ZM52 158V157H51ZM50 158V160H51ZM55 158V157H54ZM68 158V157H67ZM66 158V159H67ZM128 158V157H127ZM141 158V157H140ZM168 158V157H167ZM183 158V157H182ZM181 158V159H182ZM189 158V157H188ZM187 158V159H188ZM8 159V158H7ZM11 159V158H9ZM17 159V158H16ZM65 159V160H66ZM124 159V158H123ZM122 159V160H123ZM126 159V158H125ZM150 159V158H149ZM166 159V158H165ZM170 159V158H169ZM168 159V160H169ZM174 159V158H173ZM185 159V158H184ZM197 159V156L196 158ZM200 159V160H201ZM259 159V158H258ZM2 160V157H1ZM69 160V158L67 159ZM139 160V159H138ZM142 160H145L144 158ZM147 160V159H146ZM152 160V159H151ZM174 160H179L174 159ZM264 159H261V161ZM4 161V160H3ZM7 161V160H6ZM16 161V160H15ZM24 161V160H22ZM21 161V163H22ZM45 161V160H44ZM47 161V160H46ZM56 161V160H55ZM120 161V160H119ZM153 161V160H152ZM162 161L161 158L159 160ZM182 161V160H181ZM188 161V160H187ZM199 161V160H198ZM2 162V161H1ZM9 162H11L9 160ZM14 162V161H13ZM12 162V163H13ZM18 162V161H17ZM52 162V161H51ZM50 162V163H51ZM68 162V161H67ZM128 162V161H127ZM135 162V161H134ZM142 162V161H141ZM157 162V161H156ZM165 162V160H164ZM163 162V163H164ZM172 162V160H171ZM193 162V160H192ZM259 162V161H258ZM5 164V162H3ZM7 163V162H6ZM20 163V162H19ZM27 163V162H26ZM137 163V162H136ZM140 163V162H139ZM154 163V162H152ZM184 163V162H183ZM186 163V162H185ZM202 163V162H201ZM263 163V162H262ZM261 163V164H262ZM3 164V165H4ZM24 164V163H23ZM52 164V163H51ZM54 164V163H53ZM129 164V162H128ZM142 164V163H141ZM147 164V163H146ZM190 164V163H189ZM196 164V163H195ZM200 164V163H199ZM204 164V163H203ZM260 164V167H261ZM264 164V163H263ZM7 165V164H5ZM9 165V164H8ZM114 165L115 162H114ZM113 165V166H114ZM130 165V164H129ZM139 165V164H138ZM148 165V164H147ZM158 165V162H157ZM188 165V164H187ZM201 165V164H200ZM258 165V164H257ZM21 166V165H20ZM23 166V165H22ZM128 166V165H127ZM132 166V165H131ZM163 166V165H162ZM165 166V165H164ZM169 166V165H168ZM193 166V165H192ZM204 166H206L204 164ZM259 166V165H258ZM1 167V165H0ZM6 166H3L5 168ZM126 167V166H124ZM136 167V166H135ZM134 167V168H135ZM141 167V166H140ZM139 167V168H140ZM144 167V166H143ZM157 167V166H156ZM161 167V166H159ZM173 168V166H171ZM179 167V166H178ZM181 167V166H180ZM186 167V166H185ZM190 167V165H189ZM194 167V166H193ZM123 168V167H122ZM132 168V167H131ZM133 168V169H134ZM138 168V169H139ZM167 174L170 173L169 167ZM201 168V167H200ZM204 168V167H203ZM263 168V167H262ZM1 169V168H0ZM149 169V168H148ZM154 169V168H153ZM159 169V168H158ZM162 169V167L160 168ZM174 169V168H173ZM185 169V168H184ZM258 169V168H257ZM2 170V169H1ZM0 170V171H1ZM127 170V169H126ZM172 170V169H171ZM181 170V169H180ZM195 170V169H194ZM193 170V171H194ZM218 170V169H217ZM260 170V169H258ZM257 170V171H258ZM122 171H125L123 168ZM152 171V170H151ZM174 171V170H173ZM188 171V170H187ZM198 175L199 173V169ZM203 171V170H202ZM213 171V170H212ZM253 171V170H252ZM128 172V171H127ZM147 172V171H146ZM189 172V171H188ZM207 172V171H206ZM209 172V171H208ZM224 172V171H223ZM240 172V173H241ZM261 172V171H260ZM124 172L123 175H125ZM144 173V172H143ZM152 173V172H151ZM160 173V170L159 172ZM191 173V172H190ZM189 173V174H190ZM212 173L215 174L213 171ZM211 173V175H213ZM226 173V172H225ZM228 173V172H227ZM244 173V174H245ZM128 174V173H127ZM126 174V175H127ZM154 174V173H153ZM152 174V175H153ZM166 174V172H165ZM180 174V173H179ZM207 173H205L206 175ZM210 174V173H209ZM220 174V173H219ZM243 174V175H244ZM129 175V174H128ZM145 175V173H144ZM149 175V174H148ZM156 175V174H155ZM154 175V176H155ZM159 176V174H157ZM156 175V176H157ZM181 175V174H180ZM201 175V174H200ZM199 175V176H200ZM222 175V174H221ZM220 175V177H221ZM229 175V174H228ZM257 175V174H256ZM150 176V175H149ZM148 178H152L150 176ZM165 176V175H164ZM163 176V177H164ZM170 176V175H168ZM174 176V175H173ZM197 176V177H199ZM202 176V175H201ZM217 176V175H216ZM219 176V175H218ZM245 176V175H244ZM243 176V177H244ZM147 177V176H145ZM167 177V176H166ZM205 179V176H203ZM228 177V176H227ZM115 178V177H114ZM130 178V177H129ZM155 178V177H154ZM169 178V177H168ZM176 178V177H175ZM183 178V177H182ZM184 178H186L184 176ZM202 178V177H201ZM211 178V177H210ZM213 178V177H212ZM226 178V177H225ZM233 178H235L233 176ZM258 178V177H256ZM131 179V178H130ZM147 179V178H146ZM159 179V178H158ZM207 179V178H206ZM205 179V181H206ZM214 179V178H213ZM217 179V177L215 178ZM214 179V180H215ZM231 179V178H228ZM239 179V176H238ZM242 179V177H241ZM115 180V179H114ZM128 180V176H127ZM175 180V179H174ZM173 180V182H174ZM181 180V177H180ZM179 180V181H180ZM184 180V179H183ZM212 180V179H211ZM220 180V179H219ZM227 180V179H226ZM225 180V181H226ZM235 180V179H234ZM233 180V181H234ZM155 181V180H154ZM164 181V179H163ZM162 181V182H163ZM178 181V180H177ZM180 182H182V180ZM188 181V179H187ZM202 181V179H201ZM197 182L196 185L199 186ZM208 181V180H207ZM222 181V180H221ZM224 181V182H225ZM231 181V180H230ZM240 181V179H239ZM244 181V180H243ZM259 181V180H257ZM261 181V180H260ZM141 182V181H140ZM146 182V180H145ZM157 182V181H156ZM161 182V181H159ZM158 182V183H159ZM203 182V181H202ZM211 182V181H209ZM229 182V181H228ZM235 182V181H234ZM246 182V181H245ZM243 182V183H245ZM253 182V180H252ZM251 182V183H252ZM256 181H254L255 183ZM115 183V181H114ZM139 183V182H138ZM137 183V184H138ZM170 184L172 182H169ZM177 185L178 183L175 182ZM184 183V182H183ZM186 183V182H185ZM217 183V182H216ZM221 183V182H220ZM227 183V182H226ZM153 184V183H151ZM161 184V183H160ZM173 184V183H172ZM190 184V183H189ZM205 183L203 182V185ZM219 184V183H218ZM216 184V185H218ZM222 184V183H221ZM224 184V183H223ZM228 184V183H227ZM242 184V183H241ZM246 184V183H245ZM119 185V184H118ZM150 185V184H149ZM155 185V184H154ZM165 185V184H163ZM176 185V186H177ZM209 185L212 186L210 183ZM250 185V184H249ZM247 185V186H249ZM252 185V184H251ZM264 185V184H262ZM143 186V185H141ZM140 186V187H141ZM151 186V185H150ZM160 187V185H157ZM183 186V185H182ZM194 186V185H193ZM205 186V185H204ZM207 186V185H206ZM210 186V189H211ZM219 186V185H218ZM222 186V185H221ZM225 186V185H224ZM223 186V187H224ZM232 184L229 186L231 187ZM243 186V185H242ZM118 187V186H117ZM139 187V188H140ZM145 187V186H144ZM164 187V186H163ZM178 187V186H177ZM187 186H185L186 188ZM200 187V186H199ZM203 187V186H202ZM216 187V186H215ZM233 187V186H232ZM244 187V186H243ZM262 187V186H261ZM116 188V187H114ZM138 188V189H139ZM147 188H150L147 186ZM147 188H145L147 190ZM154 188V187H153ZM156 188V187H155ZM162 188V187H161ZM171 189V185L169 187ZM184 186L182 187V189ZM184 188L183 193H187ZM194 188V187H193ZM201 188V187H200ZM213 188V187H212ZM218 188V187H217ZM216 188V189H217ZM223 189L222 187H220ZM234 188V187H233ZM239 188V187H238ZM247 188V187H246ZM169 189V190H170ZM177 189V188H176ZM179 189V188H178ZM181 188L179 190H182ZM219 189V188H218ZM230 189V188H226ZM225 189V190H226ZM263 189V188H262ZM118 190V189H115ZM140 190V189H139ZM156 190V189H155ZM168 190V189H167ZM178 190V192H179ZM198 190V189H197ZM213 190V189H211ZM210 190V191H211ZM220 190V189H219ZM224 190V191H225ZM244 190V189H243ZM246 190V189H245ZM244 190V191H245ZM264 190V189H263ZM60 191V190H58ZM57 191V192H58ZM154 191V190H153ZM159 191V190H158ZM156 190V193L158 192ZM163 191V190H162ZM171 191V190H170ZM173 191V190H172ZM185 191V192H184ZM195 191V190H193ZM191 191V192H193ZM200 191V190H199ZM202 191V188H201ZM204 191V190H203ZM209 191V190H207ZM209 191V192H210ZM221 191V190H220ZM234 192L231 190H228ZM239 191V189H238ZM143 192V190H142ZM146 192V191H145ZM148 192V190H147ZM150 192V191H149ZM175 192V191H174ZM181 192V191H180ZM190 192V193H191ZM197 192V191H196ZM205 192V191H204ZM208 192V193H209ZM215 193L217 191H214ZM222 192V191H221ZM240 193L242 191H239ZM253 192V191H252ZM255 192V191H254ZM140 195L142 194L139 191ZM152 193V192H151ZM155 193V194H156ZM173 193V192H172ZM182 193V192H181ZM182 193V194H183ZM200 193V192H199ZM202 193V192H201ZM213 193V192H210ZM229 193H227L229 195ZM248 193V192H247ZM125 194V193H124ZM146 194V193H143ZM150 194V193H147ZM171 194V193H170ZM195 194V193H194ZM234 194V193H233ZM245 195L246 192L244 193ZM152 195V194H150ZM165 195V194H164ZM167 195V192H166ZM183 197L185 194H183ZM191 195V194H190ZM208 195V194H207ZM223 195V194H221ZM236 195V193H235ZM234 195V196H235ZM157 196V195H156ZM155 196V197H156ZM177 196V195H176ZM180 196V195H179ZM220 196V194L218 195ZM225 196V195H224ZM230 196V195H229ZM250 196V195H249ZM260 196V195H259ZM146 197V196H145ZM154 197V196H153ZM182 197V199H183ZM189 197V196H188ZM186 199V201L190 198ZM194 197V196H193ZM237 197H240L237 196ZM242 197V196H241ZM247 197V196H246ZM261 197V196H260ZM263 197V195H262ZM150 198V197H149ZM164 198V197H163ZM181 198V196H180ZM210 198V196H209ZM208 197L206 199H209ZM214 198V197H213ZM223 198V196H222ZM232 198V197H231ZM245 198V197H244ZM243 198V199H244ZM255 198V197H254ZM264 198V197H263ZM162 199V198H161ZM168 199V198H167ZM177 199V198H176ZM195 199V197H194ZM217 199V198H216ZM252 199V198H251ZM250 199V200H251ZM147 200V199H146ZM159 200V199H158ZM157 200V201H158ZM170 200V199H169ZM213 200V199H212ZM218 200V199H217ZM216 200V201H217ZM220 200V199H219ZM222 200V199H221ZM235 198L233 199V201ZM242 200V198H241ZM142 201V200H141ZM140 201V202H141ZM168 201V200H167ZM166 201V202H167ZM181 201V200H180ZM211 201V200H209ZM227 201V200H226ZM230 201V200H229ZM232 201V200H231ZM237 201V199H236ZM253 201V200H252ZM149 202V201H148ZM170 202V201H169ZM218 202V201H217ZM221 202V201H220ZM238 202V201H237ZM245 202V200H244ZM249 202V201H248ZM211 203V202H210ZM209 203V204H210ZM228 203V201L226 202ZM239 203V202H238ZM251 203V202H250ZM261 203V201H260ZM264 203V202H263ZM178 204V203H177ZM214 204V203H213ZM237 204V203H236ZM262 204V203H261ZM217 205V204H216ZM215 205V206H216ZM230 205V203L228 204ZM258 205V203H257ZM141 206V205H140ZM206 206H208L206 204ZM224 206V205H220ZM251 206V205H250ZM135 207V206H134ZM209 207V206H208ZM211 207V205H210ZM225 207V206H224ZM256 207V206H255ZM231 208V206H230ZM231 212V210L229 211ZM229 216V213H228ZM1 220V218H0ZM1 222V221H0ZM1 223H5L2 222ZM1 225V224H0ZM4 225V224H3ZM38 232V231H37ZM32 233V232H31ZM28 234V233H27ZM36 234V232H35ZM35 234H29V238L34 237ZM211 234H214L213 232ZM215 235V234H214ZM213 235V237H214ZM28 238V236L26 235ZM212 238L211 236H209ZM25 238V239H27ZM148 238V237H147ZM153 238V237H152ZM215 238V237H214ZM34 239V238H33ZM32 239V240H33ZM36 239V238H35ZM209 239V238H208ZM211 240V239H210ZM214 240V239H213ZM213 240L209 242H213ZM217 240V239H216ZM148 241V239H147ZM154 241V238L152 239ZM157 241V240H156ZM220 241V240H219ZM154 243V242H153ZM152 243V245H153ZM49 244V243H48ZM52 244V243H51ZM50 244V245H51ZM155 244V243H154ZM157 244L158 241H157ZM156 245L158 247L159 245ZM222 243H220L221 245ZM24 245V244H23ZM22 245V246H23ZM35 245V244H34ZM33 245V247H34ZM209 245V244H208ZM215 245V244H214ZM219 247V243L215 246ZM224 245V244H222ZM26 246V245H24ZM44 245L40 246L43 247ZM47 246V245H46ZM154 246V245H153ZM161 246V245H160ZM210 246V245H209ZM213 246V244H212ZM37 245H35V248ZM48 247V246H47ZM217 247V248H218ZM224 248V246H222ZM20 248V247H19ZM18 248V250H19ZM38 248V247H37ZM44 248V247H43ZM46 248V247H45ZM53 246L51 245V249ZM210 248V247H209ZM220 248V247H219ZM42 249V248H41ZM47 249V248H46ZM50 249V248H48ZM54 249V248H53ZM139 249V248H137ZM142 249V247H141ZM150 249V248H149ZM159 247L157 248V250ZM36 250V249H35ZM151 250V249H150ZM153 250V249H152ZM151 250V251H152ZM154 250H156L154 248ZM160 250V249H159ZM223 250V249H222ZM225 250V248H224ZM10 251V250H8ZM24 250H22L23 252ZM32 251V250H31ZM48 251V250H47ZM36 252V251H35ZM38 252V250H37ZM43 252L40 250V253ZM52 252V251H51ZM161 252V251H160ZM5 253V252H4ZM9 253V252H7ZM20 253V252H19ZM44 253V252H43ZM48 253V252H47ZM55 253V252H54ZM163 253V252H161ZM210 253V251H209ZM23 255L25 253H22ZM28 254V253H27ZM33 254V253H32ZM164 254V253H163ZM190 254V252H189ZM220 254V253H219ZM218 254V255H219ZM4 255V254H3ZM2 255V256H3ZM6 255V254H5ZM35 255H37L35 253ZM50 255V254H49ZM60 255V254H59ZM196 255V254H195ZM208 255V254H207ZM210 255V254H209ZM30 256V255H28ZM27 256V258H28ZM32 256V255H31ZM30 256V257H31ZM190 255L187 257L189 258ZM192 256V255H191ZM191 256L189 259H191ZM225 256V255H224ZM26 257V256H25ZM36 257V256H35ZM51 257V256H50ZM158 257L160 255L158 254ZM164 257V256H163ZM2 257L0 256V259ZM48 258V257H47ZM52 258V257H51ZM177 258V257H176ZM187 258V260H188ZM196 258V257H195ZM210 258V257H209ZM222 258V256H221ZM225 258V257H224ZM223 258V259H224ZM6 259V258H5ZM29 259V258H28ZM53 259V258H52ZM159 259V258H158ZM216 259V258H215ZM4 260V259H3ZM27 260V259H26ZM32 259H30V263ZM49 260V259H48ZM163 260V259H162ZM201 260V259H200ZM211 260V259H210ZM209 260V261H210ZM220 260V259H219ZM227 260V259H226ZM2 261V260H1ZM8 261V260H7ZM50 261V260H49ZM191 261V260H190ZM213 261V260H212ZM211 261V263H213ZM5 262L6 261H2ZM25 264L28 261H24ZM67 262V261H66ZM164 262V261H163ZM187 262V261H186ZM192 262V261H191ZM196 262V261H195ZM198 262V261H197ZM206 262V261H204ZM203 262V263H204ZM208 262V261H207ZM206 262V263H207ZM229 262V261H228ZM10 263V262H9ZM176 263H179L176 261ZM201 263V262H200ZM210 263V264H211ZM2 264V263H1ZM12 264V262H11ZM29 264V263H28ZM41 264V262H40ZM69 264V262H68ZM160 264V262L158 263ZM184 264V263H183ZM193 264V263H190ZM202 264V263H201ZM216 264V262H215ZM221 264V263H220Z\"/></svg>",
    "mask_w": 264,
    "mask_h": 264
}]
</instances>
